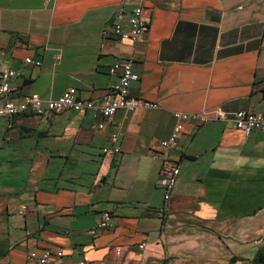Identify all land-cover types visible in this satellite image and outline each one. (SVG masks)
I'll return each mask as SVG.
<instances>
[{"label": "crops", "instance_id": "crops-1", "mask_svg": "<svg viewBox=\"0 0 264 264\" xmlns=\"http://www.w3.org/2000/svg\"><path fill=\"white\" fill-rule=\"evenodd\" d=\"M138 6L139 40L104 33ZM131 58V95L159 108L0 119V264L44 249H61L60 264H250L264 247V131L188 122L177 150L161 146L174 111L264 113V0H0V70L21 73L13 100L75 87L100 103L111 66ZM168 157L180 174L161 217ZM105 211L112 226L93 233Z\"/></svg>", "mask_w": 264, "mask_h": 264}, {"label": "built area", "instance_id": "built-area-1", "mask_svg": "<svg viewBox=\"0 0 264 264\" xmlns=\"http://www.w3.org/2000/svg\"><path fill=\"white\" fill-rule=\"evenodd\" d=\"M47 1L51 2L53 0ZM108 30L112 31L114 37L121 40H130L132 42L139 40L147 30V22L143 17L142 6L136 7L133 11L128 20L127 29L124 28L121 22H116L106 27L104 33H107ZM57 58L59 59V56ZM25 62L35 66L41 65V61L32 59H26ZM135 67L136 62L133 58L117 62L111 66L110 73L112 75H117L118 81L100 103H96L92 99L81 98L75 87L68 88L57 99H45L39 94L31 93L25 95L18 101L13 100L8 96L11 91L10 81L19 77L21 73L16 70L2 68L0 70V119L12 118L25 114H33L42 117L61 111H73L83 114L93 111L100 114L103 119H110L119 110L133 112L139 109L159 108V104L156 102H150L131 95L130 84L140 78V74L135 70ZM173 116L176 119V124L172 134L169 139L161 142V146L168 153L179 148L180 136L184 131L185 124L188 122L192 123L195 127H201L216 121L225 122L231 124L234 129L241 131L245 136H249L255 130L264 131V113L249 110L229 113L218 106L212 110L203 112L174 111ZM98 127L102 129L104 128V124L100 123ZM103 152L107 153L109 149L105 148ZM111 152L118 153L120 149L114 148ZM168 159L169 157L166 158V160L171 165L161 172L158 183L164 191V205L159 211L161 217H164L167 213L168 203L172 198L180 174L179 164ZM26 210L27 206H23L21 213H24ZM111 218L112 213L110 211H105L101 220L92 227V232L98 233L109 229L112 226ZM259 242H261V239L256 241V244ZM138 247L139 249H145L146 244L142 243ZM63 256L64 253L61 249L55 251L44 249L41 252L31 251L27 255V262L28 264H60V260ZM79 264L84 263L81 262Z\"/></svg>", "mask_w": 264, "mask_h": 264}, {"label": "trees", "instance_id": "trees-1", "mask_svg": "<svg viewBox=\"0 0 264 264\" xmlns=\"http://www.w3.org/2000/svg\"><path fill=\"white\" fill-rule=\"evenodd\" d=\"M235 262L236 259L232 260L231 264ZM250 264H264V247L257 250L255 256L250 260Z\"/></svg>", "mask_w": 264, "mask_h": 264}]
</instances>
